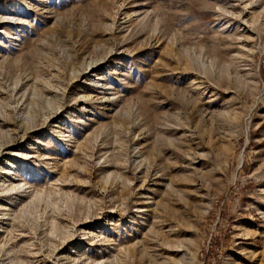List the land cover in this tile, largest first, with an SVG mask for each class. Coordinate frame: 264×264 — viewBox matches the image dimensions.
<instances>
[{"label":"rangeland","instance_id":"1","mask_svg":"<svg viewBox=\"0 0 264 264\" xmlns=\"http://www.w3.org/2000/svg\"><path fill=\"white\" fill-rule=\"evenodd\" d=\"M0 264H264V0H0Z\"/></svg>","mask_w":264,"mask_h":264}]
</instances>
